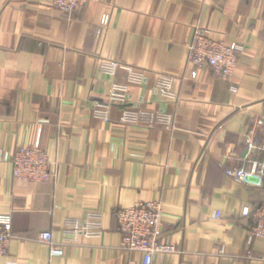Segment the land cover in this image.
I'll use <instances>...</instances> for the list:
<instances>
[{
  "label": "crops",
  "instance_id": "obj_1",
  "mask_svg": "<svg viewBox=\"0 0 264 264\" xmlns=\"http://www.w3.org/2000/svg\"><path fill=\"white\" fill-rule=\"evenodd\" d=\"M50 4L0 0V216L10 214L13 234L0 264H138L139 252L120 249L117 210L146 200L162 204L160 239L176 246L152 264H264V243L248 247L252 220L242 216L264 205V178L224 172L262 155L246 139L264 117V0H98L71 14ZM196 26L243 47L230 77L209 67L190 76ZM103 60L144 71L107 120L94 110L126 71L105 74ZM159 74L172 76L176 99L159 94ZM125 109L170 114L175 127L124 124ZM35 140L50 178H14L10 155ZM89 211L102 214V232L65 241V221ZM45 230L61 256L37 239Z\"/></svg>",
  "mask_w": 264,
  "mask_h": 264
},
{
  "label": "built area",
  "instance_id": "obj_2",
  "mask_svg": "<svg viewBox=\"0 0 264 264\" xmlns=\"http://www.w3.org/2000/svg\"><path fill=\"white\" fill-rule=\"evenodd\" d=\"M89 1L98 0H51L50 6L57 8L66 14H71ZM109 15H104L102 25H106ZM210 30L196 26L193 30V40L188 46V64L192 67L190 76L195 78L197 70L209 67L216 75L228 78L232 75L243 47L237 43H226L223 40H215L210 37ZM99 68L108 75H113L117 68L126 71L125 82H114L109 90V102L99 109L94 110L96 116L107 120V106L112 103H124L128 96V88L131 84H141L144 79V71L122 64L115 60H103L99 62ZM172 76L159 74L156 88L163 97L176 99L171 91ZM234 91V88H231ZM124 124L136 125L144 123L149 127L161 125L167 130L174 129L173 117L167 113H153L143 110L125 109L120 117ZM256 128L261 129V134L256 136L251 130L246 139V145L251 152L261 153V158L251 160L247 167H226L224 172L229 178L236 181H244L251 176L264 178V117L254 120ZM11 174L14 178H21L30 182L48 180L51 176V162L39 140L31 144L19 146L9 157ZM219 212L214 217L218 218ZM242 216L252 220V226L248 230V247L255 238L264 243V205L252 210L245 206ZM10 214L0 216V256L7 253L8 243L13 237L10 229ZM63 230L65 241L77 242L81 234L86 237L98 236L102 232V214L97 211H89L83 219L69 218L65 221ZM163 226V207L155 200L139 201L117 210V231L120 234V249L141 254L138 264H152L155 254H169L176 252V246L172 243L162 242L160 237ZM37 239L48 245L50 256L63 254L61 243L55 242L51 231L45 230L37 234ZM223 252V248L220 249ZM264 260V251L262 253ZM129 264H135L130 262Z\"/></svg>",
  "mask_w": 264,
  "mask_h": 264
}]
</instances>
